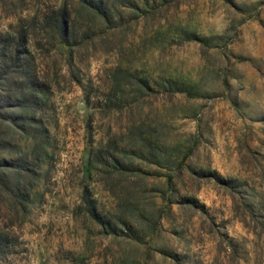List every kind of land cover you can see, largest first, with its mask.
Instances as JSON below:
<instances>
[{"label": "rangeland", "instance_id": "obj_1", "mask_svg": "<svg viewBox=\"0 0 264 264\" xmlns=\"http://www.w3.org/2000/svg\"><path fill=\"white\" fill-rule=\"evenodd\" d=\"M0 264H264V0H0Z\"/></svg>", "mask_w": 264, "mask_h": 264}]
</instances>
